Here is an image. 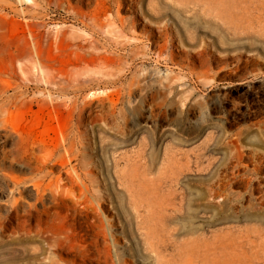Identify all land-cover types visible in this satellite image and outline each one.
Listing matches in <instances>:
<instances>
[{
	"label": "rangeland",
	"instance_id": "374dc122",
	"mask_svg": "<svg viewBox=\"0 0 264 264\" xmlns=\"http://www.w3.org/2000/svg\"><path fill=\"white\" fill-rule=\"evenodd\" d=\"M62 1L116 23L51 12L39 39L62 28L65 41L37 47L40 27L0 14V264H157L129 226L137 210L160 264H264V238L245 237L264 230V0ZM73 34L92 36L110 73L81 78L78 108L68 75L92 70V54L71 49ZM32 56L64 74V100ZM215 231L242 247L213 253Z\"/></svg>",
	"mask_w": 264,
	"mask_h": 264
},
{
	"label": "bare ground",
	"instance_id": "6f19581e",
	"mask_svg": "<svg viewBox=\"0 0 264 264\" xmlns=\"http://www.w3.org/2000/svg\"><path fill=\"white\" fill-rule=\"evenodd\" d=\"M19 1V3L21 4V5H25V6H27V8H29V10L28 9H18L17 7H15V6H10V7H7V6H5L4 4H2L1 3V1H0V14L2 13V12H4L5 11V13H6V10H8V9H10V10H12L13 11V13H15V16H18V17H23V18H25L24 20H26V23H27V21H28V23L27 24H29L31 21H32V23H35L38 27H40L39 29L37 28V29H35V27L33 28V26H32V28L33 29H35V30H33L32 32H30L29 31V29H28V31H29V34L31 33V35L30 36H32V38H33V40H34V43H35V45L37 46V47H41L44 43H45V45H46V43L47 42H49L50 40H52L53 42H51V45H54L55 43H57L58 44V42H63V41H65V38H66V31L65 30H63L62 28L61 29H58L57 31H56V33H55V35H54V39H52V37L50 36L51 34H47L46 33V35H44L43 34V36H42V38L41 39H39V35H40V32H41V30H46V27H47V23L48 22H46L45 20H49V21H51L52 20V18H50V17H48L49 16V13H51V12H53V13H56V16L57 17H59V19H64V18H62V13L61 12H64V14H66L67 15V17H71L74 21H75V23L77 22V23H80V24H82L85 28H89V26H92V24L96 27V29H99V30H102V29H104L105 28V26L108 24V27H110L111 25L113 26V24H115L116 22H109L108 21V23L106 24V23H103L102 21H97V19L95 18V17H92V13L91 12H89V13H77V12H75L74 10H67V11H64L63 10V5H62V3H63V1L62 0H38V2L37 1H33V0H18ZM80 3L81 2H84V1H86L87 2V4L88 5H90L91 4V1L90 0H78ZM6 3V2H5ZM23 7V6H22ZM30 8L32 9V11H30ZM34 10V11H33ZM118 11H120L119 9H118ZM44 12H47V14H44V15H42V13H44ZM12 13V12H11ZM7 14H8V12H7ZM10 14V13H9ZM4 16V15H3ZM13 16V15H12ZM15 16H13V17H15ZM30 17L29 18V20L27 19V17ZM64 16V15H63ZM5 17H7L6 15H5ZM17 17V18H18ZM7 19V18H6ZM39 19H41V21H39ZM67 19V18H66ZM7 21V20H6ZM111 21V20H110ZM115 21V20H114ZM27 26H30V25H27ZM27 26H26V28H27ZM111 26V27H112ZM107 27V26H106ZM30 28V27H29ZM31 30V29H30ZM43 32V31H42ZM93 34H95L94 32H93ZM96 35V34H95ZM31 38V37H30ZM32 40V41H33ZM67 43H69V46L71 47V49L73 48L77 53H89L90 55L92 54V70L89 68L90 66H89V64H87L86 66H84L83 68H78V66H76V65H73L72 67H74V66H76V68L74 67V68H72L71 69V71L69 72V75H68V83H69V85H68V83L67 82H65L64 84H66L67 83V85H68V87H70V85L75 89V88H77L76 86L78 85V83L80 82V80H81V78H83L84 77V75H88V74H90V72L92 71V80H94L95 82H97V83H102V84H109V70H108V68H109V64H107L106 62H105V59H103L101 56H100V52H99V48L96 46V44H95V41L93 42L92 41V36L91 37H87V36H85V35H79V34H73L71 37H70V39L68 38V42ZM33 44V43H32ZM54 45V46H59V44L58 45ZM118 45H120V44H118ZM33 47H35L34 45H33ZM35 49V48H34ZM75 53V52H74ZM31 54H33V53H31ZM34 55H35V53H34ZM39 55V54H38ZM28 56H31V55H28ZM88 56V55H87ZM25 58V57H24ZM23 58V59H24ZM27 58L28 57H26V60H27ZM30 60H32V61H30V60H28V63L25 61V63H27V64H29V66H30V64H31V67H32V65H34L35 66V64H36V66L37 65H39L38 64V62L37 63H35V59H33V56L32 57H30L29 58ZM37 59V58H36ZM29 61H30V63H29ZM34 61V62H33ZM39 61V60H38ZM24 63V64H25ZM32 63H34V64H32ZM85 63H87V62H85ZM111 64V63H110ZM22 64H20V66H21ZM23 66V65H22ZM22 66L20 67V68H22ZM25 66V65H24ZM33 66V67H34ZM35 66V67H36ZM40 66V65H39ZM39 66H37V68L39 69ZM48 66V65H47ZM31 67H29V69L31 68ZM31 68L30 69V71H32L33 69H36V68ZM48 68V67H47ZM23 69H25V68H23ZM26 69H28V67H27V65H26ZM25 69V70H26ZM51 69V68H50ZM23 71L22 69L20 70V71H23V73L25 74L27 71ZM40 70L41 69H39V70H37L36 69V72H38L39 71V73H40ZM47 69L45 68V71H46ZM29 71V72H30ZM48 71H51V70H48ZM51 72H53V71H51ZM51 72L49 73V75L47 74V72L45 73V74H42V73H40L42 76L39 78V76H38V78H37V81H43V83L44 84H46L48 87H50V88H55V90L57 91V93H58V95H57V97L56 98H53L52 97V93H53V91H52V93L50 92H48L49 93V97H51V99L50 100H52L53 102H55L56 100H58V101H56V102H59V99H61V98H63V100H64V95L66 94L65 93V91H64V89H62L61 87H59V85L58 84H60V82L58 81V79H61L62 77V80H64V74H62V75H60V77L58 76V78L56 79V78H54L53 76H51L52 74H51ZM39 73H37V75H39ZM47 74V75H46ZM55 74H57V73H55ZM54 74V75H55ZM68 74V73H67ZM58 75V74H57ZM26 76H27V73H26ZM36 76V75H35ZM35 76H34V78L33 79H36L35 78ZM66 76V75H65ZM28 77V76H27ZM26 77V78H27ZM56 77V76H55ZM30 78V80L32 79L31 78V76L29 77ZM29 78H28V80H29ZM32 79V80H33ZM40 79V80H39ZM57 80V83H56V80ZM66 79V78H65ZM31 80V81H32ZM67 80V79H66ZM61 81V80H60ZM65 81V80H64ZM64 81H62V82H64ZM30 82V81H29ZM33 82V81H32ZM34 82H36V80L34 81ZM61 82V83H62ZM94 82V83H95ZM63 84V83H62ZM63 84V85H64ZM61 85V84H60ZM62 85V86H63ZM43 86H45V85H43ZM79 87V86H78ZM47 90V89H46ZM45 90V91H46ZM67 90H69V89H67ZM48 91V90H47ZM50 91H51V89H50ZM56 91H54V93L56 92ZM82 91V90H81ZM77 92H78V90L77 89H75L74 91H72V93H74L75 95H74V100L71 98V99H69V102H70V106H72L73 108H76L77 106H79L78 105V101H79V99L77 100ZM79 93V92H78ZM71 94V93H70ZM54 95V94H53ZM93 96H94V94H93ZM98 96V95H97ZM96 96V97H97ZM80 97V96H79ZM95 97V98H96ZM108 97H109V95H108ZM65 98H68V97H65ZM109 99H110V102H111V104H112V108H115V107H117V100H115V99H113V98H111V97H109ZM63 100H60V103H63ZM101 100V99H100ZM99 100V101H100ZM2 101V100H1ZM85 102V101H84ZM52 103V102H51ZM68 103V102H67ZM102 103H104V102H102ZM1 104V103H0ZM53 104V103H52ZM63 104H65V105H67L66 104V102L65 103H63ZM69 105V104H68ZM85 105V104H84ZM71 107V108H72ZM70 108V107H69ZM78 108V107H77ZM4 110H5V108H4ZM0 111H1V109H0ZM112 111H113V109H112ZM5 112V111H4ZM2 113V112H1ZM113 113V112H112ZM111 113V114H112ZM3 116H4V113H3ZM103 116H104V114H103ZM110 116V115H109ZM0 118H1V116H0ZM103 118V117H102ZM6 119L7 118H4V120L6 121ZM9 120V119H8ZM7 120V121H8ZM9 122H10V120H9ZM108 185H109V188H112L111 187V185H110V182H109V180H108ZM39 186V185H38ZM40 190V189H39ZM137 219L135 220V221H133V219L132 218H130L129 219V226H130V228L133 230V232H135L137 235L139 234V236L141 237V239L144 241V243H145V245L147 246V250H151L152 251V253H153V255L155 256V258H156V260H157V264H160V262H161V258H162V250H161V247H162V245L159 243V242H157L156 241V239H155V237L153 236V233H152V230L148 227V225L146 224V221H145V215L143 214V213H141V212H139V210H137ZM124 219V218H123ZM123 221V220H122ZM121 221V222H122ZM123 226V225H122ZM123 229V228H122ZM112 232H114L113 230H112ZM246 235H245V237L246 238H248L249 240H250V242L252 243H255V241L252 239L253 237L254 238H257L258 236H260V238H264V230H262V229H259V228H253V229H251V230H247L246 231V233H245ZM227 235H228V237H227ZM241 235V234H240ZM240 235H238V237H237V234L236 233H232V232H228V234H223V232H219V231H215V233L213 234V236H212V238H210V239H208V240H206L205 241V243L207 244L206 245V247L207 248H211L212 249V251H213V253H215V254H220V252H221V250H230V254H231V256H232V254H234V252L238 249V247H242V245H239L238 243H237V240H238V238L240 237ZM249 242V243H250ZM248 244V243H247ZM144 245V244H143ZM145 246V247H146Z\"/></svg>",
	"mask_w": 264,
	"mask_h": 264
}]
</instances>
